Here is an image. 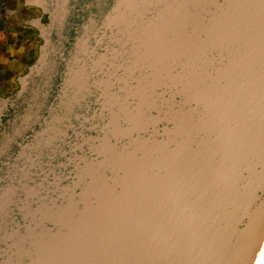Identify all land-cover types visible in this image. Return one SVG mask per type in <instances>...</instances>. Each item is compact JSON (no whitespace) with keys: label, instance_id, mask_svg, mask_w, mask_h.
<instances>
[{"label":"water","instance_id":"95a60500","mask_svg":"<svg viewBox=\"0 0 264 264\" xmlns=\"http://www.w3.org/2000/svg\"><path fill=\"white\" fill-rule=\"evenodd\" d=\"M0 96V264H249L264 242V0H24Z\"/></svg>","mask_w":264,"mask_h":264},{"label":"flooded vegetation","instance_id":"af4514ba","mask_svg":"<svg viewBox=\"0 0 264 264\" xmlns=\"http://www.w3.org/2000/svg\"><path fill=\"white\" fill-rule=\"evenodd\" d=\"M34 18L44 22L46 15L39 8L25 4L24 0H0V32L5 37L2 47L7 43L16 51L20 50L6 56L12 62V68L3 66L0 69V96L11 93L17 87L15 77L26 70L36 55L41 40L36 29L27 23Z\"/></svg>","mask_w":264,"mask_h":264},{"label":"rangeland","instance_id":"374dc122","mask_svg":"<svg viewBox=\"0 0 264 264\" xmlns=\"http://www.w3.org/2000/svg\"><path fill=\"white\" fill-rule=\"evenodd\" d=\"M4 40H5L4 34H1V32H0V69L1 70H2L3 66L8 67L9 69L12 68V65H11L12 62H10L9 59H6V56L8 54H15V53L20 52V50L16 51L14 48H11L12 46L9 47V44H7V43L4 44V48H5L4 49L2 47L3 43H1ZM12 76H14V74H12ZM258 258L260 259L259 264H264V250H263V252H260Z\"/></svg>","mask_w":264,"mask_h":264},{"label":"bare ground","instance_id":"6f19581e","mask_svg":"<svg viewBox=\"0 0 264 264\" xmlns=\"http://www.w3.org/2000/svg\"><path fill=\"white\" fill-rule=\"evenodd\" d=\"M263 250H264V242H263L262 247H261V252H263ZM255 254H256V252H255V249H254L253 252L250 255V258H252V259H251L249 264H259L260 259Z\"/></svg>","mask_w":264,"mask_h":264}]
</instances>
